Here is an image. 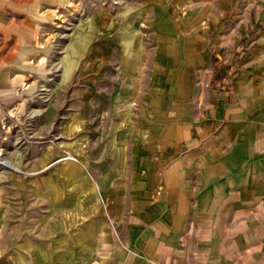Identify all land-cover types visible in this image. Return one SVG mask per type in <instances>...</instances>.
<instances>
[{"label": "rangeland", "instance_id": "obj_1", "mask_svg": "<svg viewBox=\"0 0 264 264\" xmlns=\"http://www.w3.org/2000/svg\"><path fill=\"white\" fill-rule=\"evenodd\" d=\"M0 24V264L90 261L125 168L171 161L149 135L264 52V0H13Z\"/></svg>", "mask_w": 264, "mask_h": 264}, {"label": "crops", "instance_id": "obj_2", "mask_svg": "<svg viewBox=\"0 0 264 264\" xmlns=\"http://www.w3.org/2000/svg\"><path fill=\"white\" fill-rule=\"evenodd\" d=\"M8 10L13 0H0V13ZM248 55L231 92L149 135L170 141L171 161L160 164L152 146V180L131 183L125 168L113 183L120 195L110 192L116 224L99 231L103 243L84 264H264V52Z\"/></svg>", "mask_w": 264, "mask_h": 264}]
</instances>
